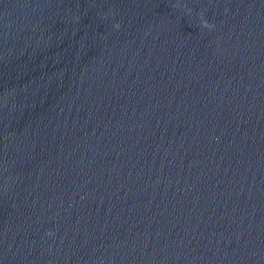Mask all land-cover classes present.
Listing matches in <instances>:
<instances>
[{"label":"water","instance_id":"water-1","mask_svg":"<svg viewBox=\"0 0 264 264\" xmlns=\"http://www.w3.org/2000/svg\"><path fill=\"white\" fill-rule=\"evenodd\" d=\"M0 264H264V0H0Z\"/></svg>","mask_w":264,"mask_h":264},{"label":"clouds","instance_id":"clouds-1","mask_svg":"<svg viewBox=\"0 0 264 264\" xmlns=\"http://www.w3.org/2000/svg\"><path fill=\"white\" fill-rule=\"evenodd\" d=\"M227 11V10H226ZM201 26L204 27V28H212L214 29L215 28V25L214 24H211L209 23L207 20H202L201 21ZM113 27L116 29V30H119L120 28V24L119 23H116L113 25ZM49 235H51V233H49Z\"/></svg>","mask_w":264,"mask_h":264}]
</instances>
